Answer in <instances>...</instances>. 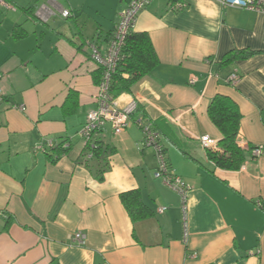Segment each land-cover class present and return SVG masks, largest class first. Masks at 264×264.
I'll return each instance as SVG.
<instances>
[{
  "label": "crops",
  "instance_id": "obj_1",
  "mask_svg": "<svg viewBox=\"0 0 264 264\" xmlns=\"http://www.w3.org/2000/svg\"><path fill=\"white\" fill-rule=\"evenodd\" d=\"M129 1L0 4V264H264V13L150 0L132 31L148 34L158 63L117 97L120 106L137 102L125 130L107 124L93 136L113 149L103 158L79 135L96 108L88 43L104 51ZM179 1L182 9L171 8ZM243 49L254 54L222 62ZM216 94L238 106V143L260 147L237 170L206 156L207 140L221 138L207 113ZM139 121L159 134L171 170L188 184L185 212L153 176L155 153ZM48 139L69 142L55 161L42 149ZM130 190L152 216L131 220L120 199ZM76 231L83 245L71 240Z\"/></svg>",
  "mask_w": 264,
  "mask_h": 264
},
{
  "label": "built area",
  "instance_id": "obj_2",
  "mask_svg": "<svg viewBox=\"0 0 264 264\" xmlns=\"http://www.w3.org/2000/svg\"><path fill=\"white\" fill-rule=\"evenodd\" d=\"M223 6L236 7L246 9L253 12L264 13V0H217ZM150 0H130L126 7L120 11L118 21L112 31L110 39L107 42L104 51L93 43L89 42L90 57L97 69L101 70L100 81L97 84V91L95 94L96 108L90 110L86 115L85 123L79 131L80 137L87 145L93 141V136L96 132L101 130L105 125H109L112 132L120 133L125 130L131 115L137 109V102L135 99H130L124 106H120L117 98L111 96L109 92V81L111 73L114 71L121 48L125 42L128 33L132 30L136 21L137 15L143 10ZM3 0H0V4ZM185 6L184 2H174L171 8L175 10L182 9ZM41 15V9L37 11ZM63 17L70 15L69 10L61 12ZM238 76L231 73L229 82L235 84ZM2 90L0 87V101H2ZM139 126L144 133L143 145L153 148L156 157V167L153 171V176L159 178L170 189L179 194L183 202V212H185V197L189 188L188 184L180 176L176 175L170 168L167 162L165 153L163 152V145L160 142L159 134L151 129L147 122L139 121ZM58 143L55 139H48L42 145V149L46 152L51 147ZM207 146L214 145V142L207 140ZM61 147L67 149L69 147L68 141H61ZM260 147L254 146L252 154L257 156L260 153ZM164 209L159 208V212ZM71 240L77 245L85 243V234L81 231H76L71 235Z\"/></svg>",
  "mask_w": 264,
  "mask_h": 264
},
{
  "label": "trees",
  "instance_id": "obj_3",
  "mask_svg": "<svg viewBox=\"0 0 264 264\" xmlns=\"http://www.w3.org/2000/svg\"><path fill=\"white\" fill-rule=\"evenodd\" d=\"M253 54L254 51L246 49L230 50L223 56L222 62L224 64L231 63L237 59L249 58ZM157 63V56L148 34L146 32H134L131 30L125 39L116 67L110 76L109 92L111 96L117 98L120 94L129 92L137 81L150 74ZM97 71V82L99 83L101 70L98 69ZM207 113L212 123L221 133V138L215 145L205 147L208 160L217 168L225 170L239 169L246 160L247 154L252 151L254 146L244 148L238 143L241 114L237 104L228 96L216 94L207 106ZM88 150L92 155L102 156L103 158L113 152L112 148L97 145L94 140L88 145ZM64 151L65 149L61 147V141H59L50 150L46 151L45 154L51 157L52 161H55ZM163 152L165 153L164 146ZM97 177L101 179L102 173ZM120 199L133 221L150 217L154 213L141 200L138 190L122 192Z\"/></svg>",
  "mask_w": 264,
  "mask_h": 264
},
{
  "label": "clouds",
  "instance_id": "obj_4",
  "mask_svg": "<svg viewBox=\"0 0 264 264\" xmlns=\"http://www.w3.org/2000/svg\"><path fill=\"white\" fill-rule=\"evenodd\" d=\"M210 14H214V15H218L219 13H218V11L217 12H215V13H210ZM211 31H215V29L213 28V29H210Z\"/></svg>",
  "mask_w": 264,
  "mask_h": 264
}]
</instances>
